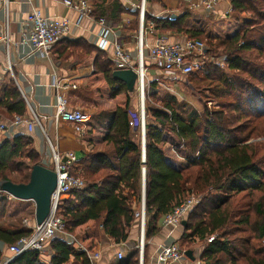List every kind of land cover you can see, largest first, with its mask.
<instances>
[{"label":"trees","instance_id":"1","mask_svg":"<svg viewBox=\"0 0 264 264\" xmlns=\"http://www.w3.org/2000/svg\"><path fill=\"white\" fill-rule=\"evenodd\" d=\"M228 2L229 20L237 24V31L227 37L187 28L185 22L194 12L185 8L174 19L172 14L151 18L144 10L143 27L151 25L152 34L205 40L209 58L225 56L223 68L206 62L201 71L181 76L195 80L199 92L209 94L205 102L217 105L213 110L204 108L200 115H182L164 99L160 101L164 110L151 107L150 99L159 90L158 82L149 80L144 93V158L133 118L139 110L131 100L136 85L128 91L114 80L116 69L101 51L82 41L68 45L66 58L82 59L97 52L86 86L96 83L94 99L110 98L115 103L104 137L107 148L77 162L86 186L62 199L58 214L64 233L50 239V254L27 251L7 264H91L81 247L91 253L96 241L105 237L117 245L125 243L129 229L139 224L135 213L141 202L142 168L144 240L159 234L163 217L193 195L199 200L186 217L177 243L198 242L203 264H264V0ZM108 11L106 22L138 33L137 8L113 1ZM125 14L133 18L128 25L121 22ZM0 110L9 116L26 114L13 82L0 87ZM166 135L174 140L171 151L185 163L181 169L165 157ZM36 164L40 156L30 137L16 135L0 143V184H25ZM8 205L6 199L0 200V260L4 249L32 233L17 221L2 223ZM146 251L147 243L143 263ZM113 264H138V250L127 251L124 259Z\"/></svg>","mask_w":264,"mask_h":264},{"label":"crops","instance_id":"2","mask_svg":"<svg viewBox=\"0 0 264 264\" xmlns=\"http://www.w3.org/2000/svg\"><path fill=\"white\" fill-rule=\"evenodd\" d=\"M87 1L91 7L90 17L82 19L78 24L76 13L65 8L61 0H31L30 2L26 0H7L6 11L4 0H0V33H3L6 27L9 33L8 50L4 45H0V87L9 82H13L20 91L21 96L28 100L34 113L41 117L48 118L42 121V127L55 149L60 154L65 152L74 153L78 161L84 155L107 148L104 137L107 134L112 111L115 108V103L110 98L94 99L96 92H93V88L96 87V83H91L90 86H86V82L92 74L93 57L95 53L101 51L97 47V44L104 32V28L98 25L96 20L98 18L105 19L107 17L106 15H109L108 6L110 4L109 0ZM117 1L123 7L132 8L135 3V0ZM152 3L147 4L146 9L147 15L151 18H159L166 14H172L177 17L180 15L179 8H184L179 0H155V4L154 2ZM32 9L40 10L42 15L46 18H65L70 23L67 36L54 45L48 57H42L30 51L21 43L20 26L26 19V15ZM228 9V0H220L210 13H194L203 18H201V20H193V18L190 17L186 20L185 26L189 29L204 31L203 27H206L200 25V23L203 22V24L207 23L212 31L215 32L211 34V36H231L237 31V26L229 20V14H226ZM93 13H95L96 17H94ZM121 17L123 18L121 22L125 24L128 19L123 17V15ZM126 17L128 18V16ZM210 20H212V22H210ZM108 26L111 29V38L116 37L120 41L122 47L132 55L133 59H135L137 35L135 36L133 33L121 29L120 25L117 26L108 23ZM219 29L227 30L225 33L219 34ZM186 39L184 35L171 33L165 35L155 33L145 36V42L148 46L153 45L157 40H162L166 43H175L183 42ZM76 42L90 45L94 47L97 52H93L90 57H82V59H79L77 55L66 58L64 53L65 51H69L68 45ZM101 52L109 59L111 46L107 45L106 50ZM69 60L71 61L70 63L68 62ZM179 78H181L179 75L175 77H165L154 67L151 66L148 68V81L152 79L156 80L158 82V89L167 85L168 81H173V83H175ZM54 83L58 84L56 89L53 86ZM57 95L67 97L69 110L79 109L89 115L90 119L85 126L83 135L79 136L75 134L69 123H55L52 120V116L55 112V100ZM23 116H30L28 110ZM12 118L13 116L7 115L4 110H0V124H4L8 127L7 131L3 133L0 132V143L4 140H10L16 135L30 137L33 142V148L40 156V165L52 170L53 164L50 153L44 144L45 137L43 133L38 128H34L31 133H28L24 127L12 128L10 127ZM166 136L163 145L165 157L174 168L181 169L185 164L183 160L170 149V145L174 143V140L170 136H167L168 138ZM23 203L26 204L29 210V216L26 219L27 224L32 226L34 224V204L31 201L14 200L9 202L8 207L19 206V204ZM15 211L16 209L7 211L5 217L12 218L11 215L14 214ZM138 227L139 224H135L129 229L128 240L123 244H114L107 237L103 240L96 241L91 253H96L99 257L91 261V264L116 263L118 261V253H121L124 259L127 251L134 247L139 230ZM181 230L182 228H178L169 232L162 228L159 234L147 242L145 260L142 264H157V249L162 245L177 242ZM200 249L199 246H196L190 251L192 259L184 256L180 263L171 264H203L199 260ZM4 257H6V249L3 251L1 260L4 259Z\"/></svg>","mask_w":264,"mask_h":264},{"label":"built area","instance_id":"3","mask_svg":"<svg viewBox=\"0 0 264 264\" xmlns=\"http://www.w3.org/2000/svg\"><path fill=\"white\" fill-rule=\"evenodd\" d=\"M30 2L31 0H26ZM182 6L190 12L210 13L220 0H179ZM62 5L76 13L78 17L77 23L82 19L90 17V5L87 0H61ZM144 2L140 0V4L135 8L139 11L138 18V33L136 36V58L126 51L120 41L113 37L111 38V29L108 23L103 18L96 20L97 24L104 28V32L100 37L97 47L101 51H105L107 45L111 46V54L109 60L116 70H132L136 74V92L139 96L138 117L133 115L135 127H139L141 142L144 137V93L148 89V67H154L158 72L165 77L185 76L191 73L201 71L206 62H211L219 68L225 66V56L217 58H209L205 51L206 47L203 42L195 39H186L183 42L166 43L162 40H157L153 45L148 46L145 42V36L152 34L151 25L144 28L143 14ZM5 11L7 10V0H4ZM230 7L226 14H229ZM70 23L65 18L49 19L42 15L40 10L32 9L26 19L20 26L21 43L27 49L39 54L42 57H48L54 45L67 36ZM0 45H4L8 50L9 33L7 27L3 33H0ZM148 61V63H147ZM55 89L58 84H53ZM74 88V87H72ZM28 113L27 116H13L10 127H24L28 133H31L34 128H38L44 135L51 149V161L53 171L56 174V186L50 196V210L48 216L39 225L35 222L32 226L24 221L25 226L30 227L32 233L19 239L15 244L6 248V257L0 260V264H7L21 254L27 251L46 252L49 248L48 242L57 235L64 233V226L61 216L58 214V207L63 198H65L73 190H81L86 186L77 165L78 159L72 152L60 154L51 141L46 136L42 127V121L48 119L34 113L31 109L28 100L22 97ZM89 115L79 109H68V99L63 95H57L55 100V112L52 120L55 123H69L75 134L81 136L84 134L85 126L89 122ZM7 126L0 124V132L7 131ZM142 145V143H141ZM143 153V151H142ZM141 202L136 210L135 216L139 221L140 238L136 246L138 250V264L143 262L144 251V176L145 170H141ZM6 199L8 202L14 201L11 195L3 192L0 189V200ZM199 198L195 196L186 197L181 203L175 206L162 219V228L169 232L175 229L182 228L181 223L186 220L190 211L197 205ZM213 237H209L207 242H211ZM264 245V242H263ZM81 252L87 253L90 261L98 259V254L88 253L84 248H80ZM184 257V252L178 247L177 242H172L168 245H162L157 249L156 262L157 264L180 263ZM123 258L121 253L117 254V259Z\"/></svg>","mask_w":264,"mask_h":264},{"label":"rangeland","instance_id":"4","mask_svg":"<svg viewBox=\"0 0 264 264\" xmlns=\"http://www.w3.org/2000/svg\"><path fill=\"white\" fill-rule=\"evenodd\" d=\"M109 1H110V4L113 1H116L117 3H119L117 0H109ZM152 2H154V4H155V0H147V1L145 0V2H144L145 11L147 9V4L152 3ZM139 4H140V0H135L133 8H135ZM179 9H180V12H182L183 8L181 7ZM93 15H94V17H96L95 13H93ZM126 16H128V18ZM126 16L123 15V17H125L126 19H128L131 22L133 18L129 15H126ZM192 18H193V20H201V18H203V17L194 14L192 16ZM128 20L125 23L127 25L130 23ZM210 22H212V20H210ZM200 25L206 27V28L203 27V30L205 32H207L209 34L215 33L212 31L211 27L207 25V23L203 24V22H201ZM235 25L237 26V24H235ZM226 30L225 29H223V30L219 29L218 33L223 34L226 32ZM136 31H137V28H136ZM133 34L135 36L137 35V33H133ZM201 42H203L205 47L208 48V44L206 43L205 40H203ZM68 62L70 63L71 61L69 60ZM191 83L193 84V86H191L192 85ZM199 87H200V85L195 80H193V79L189 80V78H187V77L179 78L175 81V83H173V81H168L167 85L158 89L159 91L157 92L158 94H156L157 96L155 98H151L150 102L149 101L148 102L150 103L151 107L157 108L160 110H164L162 107V104L160 102L162 99H164L165 101L170 102V104L172 106L174 105L177 108V112L181 113L182 115H187V114L192 113V112L196 113L197 115H200V114H202L204 108H206L207 110L216 109L217 105L215 102H213V101L208 102V103L205 102V101H207L206 98L209 96V94L206 92V90H203V89L199 92V90H198ZM169 98H172V100H169ZM131 100L134 104L135 109H138V105H139L138 93L133 94ZM257 140H261V139H257ZM170 142H171V140H170ZM44 144H45L48 152L50 153V158H51V149H50L46 140H44ZM80 174H81V172H80ZM81 175H82V178L84 179L83 174H81ZM13 209H16V211L14 212V214L11 215L12 218H10V217L6 218L5 217L3 219L4 221L2 223L11 224V223H13V222L15 223L17 221L23 225V222L26 221V219L29 216V214H28L29 210H28L26 204L23 203V204H19V206L8 207L7 211H10ZM181 232H182V230H181ZM139 238H140V228H139L138 233H137V238L135 240L134 247H132L130 250L136 248V246L139 243ZM146 243H147V241L144 240V246L146 245ZM177 244H178L179 249L183 252L192 251L194 249V247L199 246L198 242H193L192 244H189V245L187 243H182V245L179 243H177ZM49 253H50L49 249L46 252H44V254H49Z\"/></svg>","mask_w":264,"mask_h":264},{"label":"water","instance_id":"5","mask_svg":"<svg viewBox=\"0 0 264 264\" xmlns=\"http://www.w3.org/2000/svg\"><path fill=\"white\" fill-rule=\"evenodd\" d=\"M174 19L175 16H172ZM112 78L125 85L132 91L136 85V74L132 70H115ZM144 128V123H143ZM142 151L144 158V137H142ZM56 186V174L53 170L36 164L30 169L28 180L25 184L5 182L0 184V189L19 201H31L34 204V222L39 225L48 216L50 210V196ZM186 220L181 223L185 228ZM186 258L192 259L191 252H184Z\"/></svg>","mask_w":264,"mask_h":264}]
</instances>
